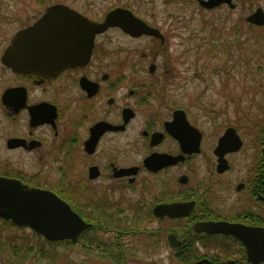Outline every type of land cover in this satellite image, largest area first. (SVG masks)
Here are the masks:
<instances>
[{"label":"flooded vegetation","instance_id":"1","mask_svg":"<svg viewBox=\"0 0 264 264\" xmlns=\"http://www.w3.org/2000/svg\"><path fill=\"white\" fill-rule=\"evenodd\" d=\"M73 9L96 22L103 21L111 10L97 20ZM10 16L9 12H0V177L19 180L29 188L54 192L91 224V229L94 224L97 228L114 226L120 223L116 217L125 214L118 203L101 205L100 200L106 202L120 197L124 191L132 189L144 174L157 177L176 172L177 182L164 186L178 197L175 200H155L146 207L148 217L154 221L176 222L177 225L181 221L185 224L180 229H170L163 240L171 248L172 256L181 248L180 255L184 258L191 253L198 255L195 264L203 260L210 264H250L247 248L238 238L224 234H197L192 227L198 222L215 221L264 228V127L258 129L252 168L246 180L235 187L245 199L238 203L233 215L221 212L216 215L209 209L207 195L215 184L208 182L202 187V182H194V177L200 174L204 160L214 164L213 175L215 172L219 176L232 171L230 157L243 149L244 141L237 130L243 146L225 155L228 169L219 172L216 149L225 132L219 137L216 147L215 142L207 145V135L197 122L199 117H194L184 107L172 108L169 100H164L168 95L162 91L170 90L176 78L172 75L173 66L165 62V51L174 27L165 32L136 15L157 28L163 37H133L121 28L112 27L96 35L90 58L85 64L45 76L43 73H19L4 63L3 57L14 36L38 20L16 30L3 28V24L11 25L4 22ZM112 31H118L132 41L148 39L149 47L141 55L138 47H125L109 36ZM161 58L164 60L160 61ZM76 111L83 115L73 121ZM178 111L184 112L180 123L175 118ZM125 112L131 115L128 120H125ZM94 116L101 118L94 119ZM140 116L143 117L141 125L136 124ZM126 134L131 138L124 145L123 136ZM139 148L143 150L142 154ZM136 155H141V160L131 163ZM149 158L157 162L151 168L145 164ZM170 158L179 160L173 165H163L162 161ZM77 159L83 163L81 182L75 185L68 179L67 183L60 184L61 165H68L67 172L72 174ZM77 194L89 199L84 205L89 214L67 197ZM178 202H195L189 216L159 218L154 212L158 205ZM105 209L111 213L105 215L106 219L101 223L100 212ZM131 210L139 213V205ZM171 234H176L180 241L176 248L169 242ZM207 238L211 240L207 241ZM214 240L215 246L223 250L213 255L204 253L209 248L208 243Z\"/></svg>","mask_w":264,"mask_h":264},{"label":"rangeland","instance_id":"2","mask_svg":"<svg viewBox=\"0 0 264 264\" xmlns=\"http://www.w3.org/2000/svg\"><path fill=\"white\" fill-rule=\"evenodd\" d=\"M57 3L67 4L97 20L112 8L128 7L137 16L144 18L162 31L167 32L174 27L175 31L165 51V62L173 66L172 75L176 78L170 90L162 91L163 94L166 92L168 95L164 100L168 99L172 108L181 106L194 117L196 115L199 117L197 122L207 135V145L211 146L215 142L216 147L219 137L228 127L238 130L244 141L243 149L230 157L232 171L219 176L215 172L213 175L214 164L212 161L204 160L200 174L194 177V182L197 180L199 184L202 182V187L208 182L215 184L213 191L207 193L209 209L216 215L218 212L223 215H233L237 211L238 203L245 199L244 194L239 195L236 192V184L246 180L252 168L256 156L258 129L264 127V27L260 28L262 35H260V42L256 45L255 53L250 55V52L246 51V54L242 56V53L237 51L235 42H241L243 45L256 42V33L249 34L250 27L246 18L257 8L264 10V0H236L235 9L224 5L214 10L204 9L197 0H0V12L11 13L10 19L4 20L11 25L3 24L2 27L16 30L30 25L44 13L48 6ZM237 25L240 27V35H230L234 32L233 27ZM211 27L217 28L216 31H218L215 33V52L213 53L210 51L212 48L210 35H207ZM109 36L124 44L125 47H138L141 55L150 44L145 38L129 40L118 31H112ZM229 48L230 52H228ZM163 60L164 58L160 59V61ZM159 74L162 75L163 70ZM82 115V112H74L73 121L81 118ZM99 118L101 117L94 116V119ZM138 123L140 125L143 123L142 116L137 120L136 124ZM130 138V134L123 136L124 145ZM139 151L140 154L143 153L140 148ZM137 160H141V155L134 156L133 161L130 162L138 163ZM75 162L76 166L72 174L67 172L68 165H61L63 171L61 170L59 174L60 184L67 183L68 179L75 185L81 182L83 163L79 159ZM64 176L67 178L64 179ZM174 181L177 182L176 172L157 177L144 174L132 189L124 191L120 197L106 202L100 200L101 205L118 203L119 208L125 210V214L115 217L120 221L121 228L126 234L120 236L118 240L123 243L125 252L127 251L129 256L135 255L137 259L131 264L186 263L178 262L172 256L171 248L163 241L170 229H180L185 224L159 223L152 220L151 216V218L148 217L149 210L146 209L155 200H175L178 194L167 191L164 186ZM67 197L82 207V211L89 214V211L84 208L86 200H89L86 196L77 194L67 195ZM138 205L139 213H134L131 208ZM100 213L99 220L104 223L107 214L111 211L105 209ZM2 226L0 222V228ZM112 227L111 224L108 226V228ZM132 228L137 229L138 233L129 232ZM105 231L99 229L93 233L97 235L95 239L106 241L113 239L115 232L106 235ZM23 232L31 236L30 233L33 231L28 228L23 231L7 228L3 231L2 240L9 242V237L20 238L25 234ZM86 242L90 243V240ZM76 245L70 250L65 246H58L57 249L60 254L66 255L67 260L72 259V264L97 259L94 257L98 255L95 252H92L91 256L87 255L83 242ZM208 247L204 250V253L208 255L223 250L215 246V240L209 242ZM231 248L234 252V248ZM195 262L192 261L190 264Z\"/></svg>","mask_w":264,"mask_h":264},{"label":"water","instance_id":"3","mask_svg":"<svg viewBox=\"0 0 264 264\" xmlns=\"http://www.w3.org/2000/svg\"><path fill=\"white\" fill-rule=\"evenodd\" d=\"M201 7L213 10L227 5L235 9V0H198ZM257 27L264 26V10L257 8L246 18ZM112 27L121 28L133 37L142 35L163 37L161 32L138 18L132 10L124 7L111 9L103 21L90 20L64 4L49 6L35 23L19 31L7 49L3 61L19 73H43L53 75L79 64H85L93 50L97 34ZM153 71V68H152ZM183 111L176 112V121L182 122ZM129 115L125 112V120ZM186 121V119H185ZM187 123V122H186ZM180 139V137H178ZM243 142L237 130L229 127L219 139L216 154L219 157V172L228 169L225 155L238 151ZM179 158L163 160V165H173ZM146 167L156 161L147 159ZM158 170V169H155ZM195 202L158 205L154 212L159 218L178 219L193 211ZM0 220L10 221L19 228H28L51 242L72 241L91 227L68 202L49 190L29 188L19 180L0 177ZM197 234H224L238 238L247 248L250 264H264V228L247 227L229 222L202 221L192 227ZM172 247L180 245L176 234H171ZM210 262L203 260L199 264Z\"/></svg>","mask_w":264,"mask_h":264},{"label":"trees","instance_id":"4","mask_svg":"<svg viewBox=\"0 0 264 264\" xmlns=\"http://www.w3.org/2000/svg\"><path fill=\"white\" fill-rule=\"evenodd\" d=\"M249 25V24H248ZM250 27V33H256V42L254 44L247 45L244 43V45L241 42H235V45H237L236 49L237 51H240L242 53V56H244L247 52H250V55L255 53L256 45L260 42V35L261 29L254 27L252 25H249ZM238 28V29H237ZM217 28L211 27V31L209 32L210 35V42L212 43V48H210V51L213 53L215 52V33ZM238 30V32L236 30ZM240 27L237 25V27H233V33H230V35H240L239 34ZM247 46V47H246ZM230 48L228 49V52H230ZM243 51V52H242ZM2 222V227L0 228V264H72V259L67 260L66 255L60 254V251H58V246H65L68 250L75 247V243L72 242H50L45 240L43 237L39 236L35 232L30 233L31 236H28L25 232L23 236L20 238L18 237H9V242H3V231L7 228H13L17 231H23L25 228H17L15 227L11 222L0 220ZM181 222V221H180ZM178 222V223H180ZM182 223V222H181ZM106 230V232H115L113 235V239L106 241V240H99L95 239L97 236L96 234L93 235V233L97 232V230ZM137 229L132 228L131 231L134 233ZM138 232V231H137ZM93 235V237L91 235ZM107 234V233H106ZM126 235L124 233V229L121 228V223H118L114 225L112 228H108L106 226L103 227H95L92 226L91 229L87 230L81 237L80 241L78 243L83 242V248L85 249V252L87 255L91 256L92 252H95L97 256V259L95 261L83 260L81 262H77L75 264H128V263H134L135 255L129 256L128 252L124 250L123 243L117 239V237ZM137 235V234H136ZM201 239V238H200ZM90 243L86 242L89 241ZM211 239L207 238V241H210ZM90 244V245H88ZM77 246V245H76ZM182 249L180 248L177 251V254H175L173 257L178 260V262L187 264L192 263V261H196L198 258L197 254L191 253L187 258H184L180 255V251Z\"/></svg>","mask_w":264,"mask_h":264}]
</instances>
